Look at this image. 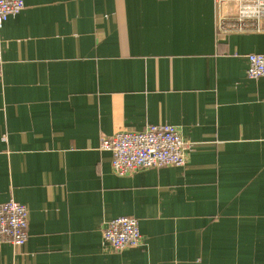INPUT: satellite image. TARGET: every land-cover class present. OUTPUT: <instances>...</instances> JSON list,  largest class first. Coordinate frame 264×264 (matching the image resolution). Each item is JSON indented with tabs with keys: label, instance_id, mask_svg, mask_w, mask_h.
I'll return each mask as SVG.
<instances>
[{
	"label": "crops",
	"instance_id": "0c3cea01",
	"mask_svg": "<svg viewBox=\"0 0 264 264\" xmlns=\"http://www.w3.org/2000/svg\"><path fill=\"white\" fill-rule=\"evenodd\" d=\"M3 23L0 204L28 212L0 264H264V27L230 0H23ZM172 125L182 168L116 176L100 139ZM138 222L143 245L103 244Z\"/></svg>",
	"mask_w": 264,
	"mask_h": 264
},
{
	"label": "built area",
	"instance_id": "2783aa9c",
	"mask_svg": "<svg viewBox=\"0 0 264 264\" xmlns=\"http://www.w3.org/2000/svg\"><path fill=\"white\" fill-rule=\"evenodd\" d=\"M226 0H215L217 7ZM235 8L237 30L252 26L264 27V0H230ZM23 0H0V77L3 66L1 31L3 23L24 9ZM246 75L250 80L264 77V55L247 57ZM100 151L111 154V167L116 176L135 174L153 168H182L187 163L185 142L179 130L172 125L147 126L141 132L118 131L111 137L100 139ZM28 212L16 202L0 204V245H23L27 240ZM102 241L114 253L142 246L143 238L138 222L120 217L106 222L102 229Z\"/></svg>",
	"mask_w": 264,
	"mask_h": 264
}]
</instances>
